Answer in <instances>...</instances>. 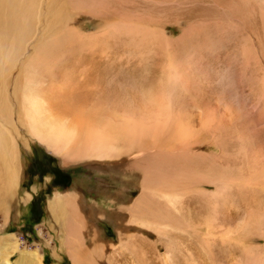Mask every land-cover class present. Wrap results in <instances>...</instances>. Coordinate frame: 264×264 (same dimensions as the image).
I'll return each mask as SVG.
<instances>
[{
    "label": "bare ground",
    "instance_id": "6f19581e",
    "mask_svg": "<svg viewBox=\"0 0 264 264\" xmlns=\"http://www.w3.org/2000/svg\"><path fill=\"white\" fill-rule=\"evenodd\" d=\"M159 20L184 21L179 37L152 28ZM257 29L256 0H0V209L23 180L26 127L61 164L114 170L137 190L124 201L121 184L92 189L108 203L88 201L87 216L78 187L53 190L50 224L73 264H264V244L248 241L264 240V185H247V166L264 174V129L247 131ZM213 65L232 69L236 90L210 85ZM89 213L115 222L116 244ZM237 223L247 237H233ZM15 236L0 231V245L19 246ZM5 255L0 264H59L37 246Z\"/></svg>",
    "mask_w": 264,
    "mask_h": 264
},
{
    "label": "rangeland",
    "instance_id": "374dc122",
    "mask_svg": "<svg viewBox=\"0 0 264 264\" xmlns=\"http://www.w3.org/2000/svg\"><path fill=\"white\" fill-rule=\"evenodd\" d=\"M256 5L257 7L264 8V0H256ZM79 20H82V18H80ZM155 22L151 24V27L153 26L152 28H161L162 32H165V34L169 35L170 37L172 36V38L179 37V31L184 24L183 21L180 27L179 24H174L171 21L159 20L158 22ZM257 33L259 34L258 40H254L255 38L251 35V33H247V49L250 48L254 52L264 47V33L263 31L260 32L258 29ZM259 42L260 46H257L259 45ZM252 53L253 52L251 51H247V131L250 130L251 127L254 128L258 125H262V129H264V112L262 110V106H264V60L255 59L254 56H251ZM211 67H214L210 73L211 86H213L212 82H214V86L224 88H226L225 86H227L228 82V87L234 84V78L230 76L233 72L230 67H228L227 69H222V67H220L219 65H213ZM192 69H194V67ZM182 71L183 70H181V72ZM214 71L215 74H218L213 75ZM224 71L227 72V74L229 71V74H225ZM198 76L200 77V75ZM213 76L214 78L216 76V80H213ZM195 77L196 76L192 77V79H195ZM220 82L223 83L221 84ZM242 83L245 86V82L242 81ZM226 89L231 91L236 90V88ZM236 99L237 96L234 95V97L232 98L234 106ZM255 100L258 103V106L254 103ZM24 130L25 131H22L21 136L18 139L19 143H22L23 139L24 142L27 141V148L22 147L20 144L19 150V157L21 159L20 172L23 180L19 184V186L17 185L16 189H13L11 196L8 199V206L4 209H0V231H2L3 234L15 232L17 235L15 237L19 240L20 245L14 247V240L10 241L13 246L7 248V251L5 250V246L1 244L0 256L2 257L6 253L5 256L11 257V261L14 262L18 259L21 248L24 245H28L29 251L34 250V248L37 246L40 251L41 257L44 260V263L57 262L59 264H73L70 256L66 252V248L62 245L61 236L59 235V229L56 226L54 227L50 224L51 216H49L48 214L49 212L46 208V202L47 199L52 197V194L54 192L53 190L61 192L62 190L70 186L78 187V190H80V192L73 199L74 201H76V203L80 207V210L86 216L88 214V201H95L99 204L108 203V198L106 196L100 197L99 193L95 196L92 189H104V187H106L105 185L109 184V186L107 185L108 188L111 190H115L118 187L117 184H121L123 185L121 189L124 191V201H128V198L130 197H135L137 195V190L131 186L128 189L127 186H125L127 185L125 184V181L122 180L119 177V174H117V172L114 170H111L110 172H102V170H100V167L87 169L83 168V163L79 162L66 163L65 165L61 164L60 159L56 157L55 154H53L52 151L48 149L44 144L42 145L41 143H39L36 137L28 132L26 127L24 128ZM253 171L254 170L250 166H247V185L257 187L264 185L263 172L258 170H255L254 172ZM100 177L101 179H99ZM111 184L112 186H110ZM194 187L208 188L206 184H201L199 182ZM263 189L264 187H262V190ZM28 192H32L30 198L24 200ZM91 195H93L94 198H92ZM3 212L8 218H10L9 223L5 224L4 227L1 225ZM89 216L87 218L88 221L93 222L94 225L96 224L97 228H99L100 233H102L103 236H100L102 240H104L102 238L104 237L106 240L111 241L115 244L119 241V238L116 234L115 222L113 223L110 220L104 218L102 219V217L99 218L98 216L91 213H89ZM239 228L241 229V225H238L237 223V228L235 229V231L233 230L232 234L233 237L238 238V240L241 236L247 237L245 233V235L243 233H238L240 231ZM147 236H150L149 231L147 232ZM24 238L27 242L25 244H22ZM235 238L233 239L237 240ZM248 241L259 247L263 246L264 244V240L261 236H252L251 239L248 238ZM157 243L159 244V247H161V251H163V243L160 241H157ZM242 243L244 245H247V238L242 240ZM14 248L16 250H14ZM261 251L262 254H264V247Z\"/></svg>",
    "mask_w": 264,
    "mask_h": 264
}]
</instances>
